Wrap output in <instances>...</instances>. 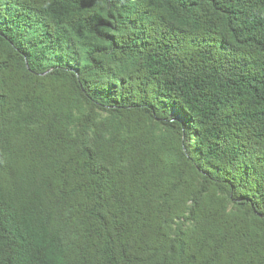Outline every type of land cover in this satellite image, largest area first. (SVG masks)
I'll return each instance as SVG.
<instances>
[{"label":"trees","instance_id":"obj_1","mask_svg":"<svg viewBox=\"0 0 264 264\" xmlns=\"http://www.w3.org/2000/svg\"><path fill=\"white\" fill-rule=\"evenodd\" d=\"M0 264H264V0H0Z\"/></svg>","mask_w":264,"mask_h":264},{"label":"rangeland","instance_id":"obj_2","mask_svg":"<svg viewBox=\"0 0 264 264\" xmlns=\"http://www.w3.org/2000/svg\"><path fill=\"white\" fill-rule=\"evenodd\" d=\"M174 115V114H173ZM174 118L177 120V119H180V116H174Z\"/></svg>","mask_w":264,"mask_h":264}]
</instances>
